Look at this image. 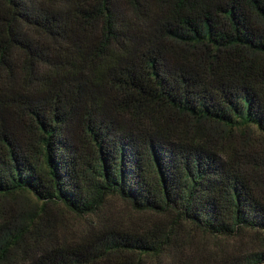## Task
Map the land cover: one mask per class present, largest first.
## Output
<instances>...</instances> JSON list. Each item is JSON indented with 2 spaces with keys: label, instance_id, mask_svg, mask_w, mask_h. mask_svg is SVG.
I'll list each match as a JSON object with an SVG mask.
<instances>
[{
  "label": "trees",
  "instance_id": "16d2710c",
  "mask_svg": "<svg viewBox=\"0 0 264 264\" xmlns=\"http://www.w3.org/2000/svg\"><path fill=\"white\" fill-rule=\"evenodd\" d=\"M0 264H264V0H0Z\"/></svg>",
  "mask_w": 264,
  "mask_h": 264
},
{
  "label": "rangeland",
  "instance_id": "374dc122",
  "mask_svg": "<svg viewBox=\"0 0 264 264\" xmlns=\"http://www.w3.org/2000/svg\"><path fill=\"white\" fill-rule=\"evenodd\" d=\"M121 211L123 212V215H126V216L133 215V213L126 208H121ZM66 219L68 221V225L70 226V228L77 230V231L84 230L85 223L83 219H79L74 216H67Z\"/></svg>",
  "mask_w": 264,
  "mask_h": 264
}]
</instances>
